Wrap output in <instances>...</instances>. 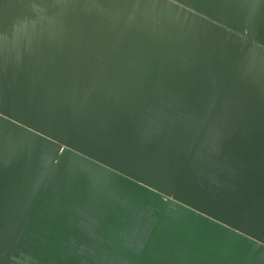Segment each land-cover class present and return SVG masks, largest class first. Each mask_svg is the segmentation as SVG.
<instances>
[{"label":"water","instance_id":"obj_1","mask_svg":"<svg viewBox=\"0 0 264 264\" xmlns=\"http://www.w3.org/2000/svg\"><path fill=\"white\" fill-rule=\"evenodd\" d=\"M117 230L126 264H264V0H0V264H91Z\"/></svg>","mask_w":264,"mask_h":264},{"label":"rangeland","instance_id":"obj_2","mask_svg":"<svg viewBox=\"0 0 264 264\" xmlns=\"http://www.w3.org/2000/svg\"><path fill=\"white\" fill-rule=\"evenodd\" d=\"M116 86L118 88L117 91L119 93L124 92L123 84H118ZM134 87H136V86L134 85ZM148 97L149 98L145 99L144 102L142 103L143 107L146 110L145 114L147 112L150 116H152L153 118H156L158 121H170V122H172L174 120H181V122H183L187 128L193 129L196 132V134L199 133L200 128L204 124V122H203L204 114L199 112V110L193 111V110H189L187 108H184L182 106L181 107L169 106V104L166 106V104L163 102H160V101L156 102L155 92H152V96H148ZM164 107H165V109H168L167 112L161 113L160 111H158V109L160 110L161 108H164ZM157 111H158L157 116L152 114V113H156ZM155 126L158 128L157 125H154V127ZM211 136L212 135L209 132L208 135L205 136V138L201 142V146H200L201 150H200V152L197 151L196 157H195V160L197 161V165H195L193 168L197 169L198 175L202 178L201 181H203L204 179H208V181H210V183L208 184L209 189L214 193H218L220 190H219V187L215 183L220 182L219 184L221 185V187H223L225 182H223V180H218V179L217 180L209 179L207 174H203V175L201 174V172L207 173V169L205 167H207L209 165L208 161L209 162L212 161V154L216 155V152L214 151V146H212L208 140L209 137H211ZM213 145H215L216 149H217L218 144L216 141L214 142ZM215 159H216V161L219 160L218 158H215ZM205 165H207V166H205ZM194 181L199 183L195 179H194ZM95 208L96 209L98 208L97 204L95 205ZM77 217H80V218L82 217L80 209L77 211V213L75 215V219H77ZM77 221L81 222V219H77ZM121 222L122 221L120 219L119 224H121ZM131 226L135 227V224L134 223L128 224L127 221L121 225L122 228H127V229H129V227H131ZM144 229H145V227H144ZM144 229H143V231H144ZM1 232H4V231H1ZM1 232H0V237L2 236ZM7 234L8 233L4 232L3 239L7 236ZM120 234L123 235V237H127V235H128L127 232H121V231L117 230V234L113 237V239H114L113 241L115 243H112L113 245L110 248H106L107 246L111 245V243L109 241H101L100 240L101 245L104 248H106L107 250L102 249L98 244L95 245V249L100 251L103 254L101 255L102 256L101 261L95 260V262H93L91 264H126V260L123 258V256L126 253V249H128L126 247L127 241H126V239L124 241L120 240V237H122ZM114 244H116V245H114Z\"/></svg>","mask_w":264,"mask_h":264}]
</instances>
